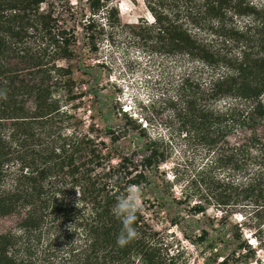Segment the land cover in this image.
<instances>
[{"label":"trees","instance_id":"trees-1","mask_svg":"<svg viewBox=\"0 0 264 264\" xmlns=\"http://www.w3.org/2000/svg\"><path fill=\"white\" fill-rule=\"evenodd\" d=\"M145 1L152 20L124 22L115 0H0V264H185L147 221L154 208L222 261L264 264V0ZM77 27L88 51L105 39L158 64L144 116L163 133L76 57ZM85 95L86 129L69 103ZM130 186L138 236L120 247L112 209Z\"/></svg>","mask_w":264,"mask_h":264},{"label":"rangeland","instance_id":"rangeland-1","mask_svg":"<svg viewBox=\"0 0 264 264\" xmlns=\"http://www.w3.org/2000/svg\"><path fill=\"white\" fill-rule=\"evenodd\" d=\"M115 3L117 4L120 17L124 22H132L141 17L152 20V16L146 7L145 0H115ZM76 45L75 49L77 58L82 57L86 63L99 65L96 69L98 68L97 70L100 71V82L107 86L106 91H113L115 93L113 101L117 99L120 105H122V108L129 111L133 117L139 119V122L142 123V125L147 123V128L152 135H156L157 132L163 133L164 129L158 123V116L151 120V125L144 116L145 112L148 109H151L152 102L155 99L153 97L155 93H157L154 84V77L157 75L156 65L158 64L153 65L150 58L139 51V49L127 48L121 42L114 44L109 43L105 39L100 41L96 51H88V47L85 45L79 27H77ZM76 57L74 61L77 60ZM76 75H79V73L75 72V76ZM84 78H87V76H84ZM80 87L79 83H77L74 91L78 92L80 89L85 90L87 85L83 84ZM92 101L91 97L85 95L80 101L70 100L69 102L71 105L77 103L78 108H76L77 110L75 111H77L79 116L82 117L84 129H86L88 124L93 121L88 117L89 114L94 113L95 111ZM94 123L103 129L104 122L98 114H95ZM97 135L105 140L108 147L111 146L109 138L104 136L102 132ZM178 157H180L179 147L174 145L172 149V158L167 160V165L171 166V161L177 160ZM167 165L163 164L162 167L169 171ZM176 195H179L178 192H176ZM144 214L151 226L173 241L175 244L174 247L183 250L185 264H245L244 262H238L232 259L231 255H229L228 260L222 261L221 258L215 257L209 250L202 246L192 244L185 238L181 231V229L184 228L183 222L181 228L170 222V218L175 214L172 210L154 208L145 210ZM207 214L215 215L216 213L214 209H209ZM230 221L239 222L240 218L233 216ZM8 224V218L0 217V231ZM230 230L231 231H229L228 234L236 231L234 229ZM250 233V230L243 229L241 231L242 238L251 241V243L255 245L253 236L250 235ZM263 255L264 250H259L257 256L263 257Z\"/></svg>","mask_w":264,"mask_h":264},{"label":"clouds","instance_id":"clouds-1","mask_svg":"<svg viewBox=\"0 0 264 264\" xmlns=\"http://www.w3.org/2000/svg\"><path fill=\"white\" fill-rule=\"evenodd\" d=\"M76 191L79 195L78 190ZM141 195L142 193L137 186H130L127 193L118 197L116 204L113 206L112 213L122 224L116 240L117 245L120 247L126 246L138 236L133 224L136 220V212L140 208ZM77 207H79V203Z\"/></svg>","mask_w":264,"mask_h":264}]
</instances>
